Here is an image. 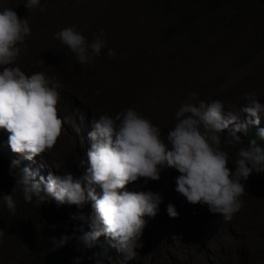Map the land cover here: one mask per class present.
<instances>
[{"label":"rangeland","instance_id":"374dc122","mask_svg":"<svg viewBox=\"0 0 264 264\" xmlns=\"http://www.w3.org/2000/svg\"><path fill=\"white\" fill-rule=\"evenodd\" d=\"M193 1L191 11L205 10L219 0ZM25 2L0 0V11L12 8L31 28L25 40L26 52L21 46L10 66L19 67L26 75L45 72L55 77L62 85L58 89V114L66 122L54 148L31 161L12 152L9 133L0 128V197L12 194L16 201L14 214L0 201V229L6 233L0 244V264H46L53 250L50 238L73 236L81 222L71 217L93 212L91 201L83 207L67 203L58 206L54 200L40 207L34 200L25 202L9 175L13 160L19 161V167L38 173L37 179L43 176L46 181L50 172L81 178L90 167L88 134L101 115L114 118L131 108L166 136L176 122L175 113L193 93V102L221 101L224 113L237 114L239 122L256 119L242 111L248 106L246 94L255 93L257 102L264 106V7L256 0H249L251 7L238 20L225 12L205 16L193 39L172 45L161 43L162 34L175 21V11L181 9L178 6L188 5L186 0L175 2L173 10L160 12L155 8L166 0H40L43 11L27 9ZM220 23L222 27L217 29ZM70 26L89 42L101 31L105 33L106 46L90 63L76 62L75 54L54 39L55 33ZM108 49L116 56L108 57ZM249 55L252 59L245 65L241 59ZM214 82L222 83V88H213ZM258 125L264 129V112L259 114ZM258 125L248 123L247 130L236 135L243 139ZM221 139L229 155L228 167L234 171L242 146L239 142L224 144ZM178 175L175 169L165 168L158 181L145 183L141 178L122 190L151 191L161 196L157 214L144 217L146 226L134 249L138 254L127 264H264V173L253 171L247 181H242L246 185L244 206L230 222L210 213L207 205L189 204L176 193ZM93 187L102 194L98 185ZM169 203L179 213L177 218L168 215ZM39 223L44 227L37 232L35 224ZM25 225L31 233L22 241L13 230ZM51 225L56 226L54 230ZM83 226L88 230L86 224ZM103 238L99 242L101 247H108L106 255L96 247L85 249L75 238L53 251L58 252V259L63 252L80 254L76 264H97L94 253L102 254L101 264H120L122 257L109 246V238Z\"/></svg>","mask_w":264,"mask_h":264},{"label":"clouds","instance_id":"9594fccd","mask_svg":"<svg viewBox=\"0 0 264 264\" xmlns=\"http://www.w3.org/2000/svg\"><path fill=\"white\" fill-rule=\"evenodd\" d=\"M24 6L44 10L40 0H26ZM30 34L27 19L19 18L12 8L0 11V66H4L0 71V128L9 133L12 152L29 161L54 148L66 122L58 114L61 83L45 72L26 75L19 67L10 66L22 51L21 46L26 52L25 40ZM104 36L101 31L89 42L75 26H70L55 33L54 39L66 45L75 54L76 62L84 65L105 48ZM107 55L111 58L116 53L108 49ZM39 62L44 64L42 60ZM195 95L191 94L179 107L176 122L166 136L161 134V128L131 108L114 118L101 115L88 134L90 167L81 178H74L71 173L53 175L50 172L45 181L43 176L37 179L38 173L29 168L19 167V161L11 162L9 175L27 203L34 200L40 207L54 200L58 206L67 203L83 207L92 202L91 215L81 213L71 217L81 222L73 236L50 238L53 249L73 238L85 249H93L99 238L105 236L110 240L109 246L122 257L120 264L135 260L138 253L134 249L146 226L144 217L157 214L161 196L151 191L122 190L141 178L145 183L158 181L165 168L178 171L175 191L189 204L207 205L210 213L219 214L225 222L241 211L246 193L242 181H247L253 171L264 173V149L256 140H251L247 147L239 149L235 170H230L229 155L222 148L220 134L228 130L229 143L240 141L236 133L246 131L248 123L258 125L264 106L257 102L255 93L246 94L248 106L242 111L256 119L239 122L237 114L224 113L221 101L193 102ZM257 129V135L264 139V129L259 125L252 132ZM94 185L101 188L102 194L96 193ZM0 201L10 213H15L16 201L12 194L3 195ZM167 213L172 218L179 215L171 203L167 205ZM35 227L40 232L44 225L39 223ZM50 227L54 230L56 226ZM76 232L80 235L75 236ZM5 235V230L0 229V244ZM101 255L94 253L97 264H101Z\"/></svg>","mask_w":264,"mask_h":264},{"label":"trees","instance_id":"16d2710c","mask_svg":"<svg viewBox=\"0 0 264 264\" xmlns=\"http://www.w3.org/2000/svg\"><path fill=\"white\" fill-rule=\"evenodd\" d=\"M189 3L188 5H182L180 4L178 6L181 7L180 10L176 9V19L175 21L170 24L162 34L161 43L162 44H177V42L181 39L184 40H191L194 38V35L196 32L200 31L201 29V21L205 16H211V15H218L221 12H225L227 15H232L234 19L238 20L239 17H242L248 9L251 7V4L249 3V0H219L216 3L208 4L205 10H193L191 11V8L195 6V2L193 0H186ZM259 7H264V1L263 0H256ZM175 2L177 4L180 2V0H166V2L162 3L161 5H158L155 9L157 12L164 11V10H173V7L175 5ZM222 27L221 23L218 24L217 29ZM224 30V28H222ZM264 49V47H263ZM252 59V57L246 56L241 59V62L245 65L248 64V62ZM212 87L221 89L222 83L214 82L212 84ZM258 130H255L251 133L248 132L246 135L247 137H244L243 139L240 138V141H234L229 143L231 140V137L227 135L228 132L225 131V133H221L224 144H233L236 142H239L242 147H247L249 142L251 140H256L257 144L264 149V139H261L257 133ZM31 233V229L26 227H16L13 230V235L15 237L19 238L22 241H27L29 234ZM99 240L101 242L104 241V238L100 237ZM54 250V249H53ZM51 250L49 255L47 256V262L46 264H76L78 263L80 259V254L74 255L71 252H64L62 254V258L58 259L59 254L56 251ZM96 250L99 252H102L103 255H106L109 253L108 247L104 246L101 247V243L98 241V244L96 246ZM52 260L54 262H52Z\"/></svg>","mask_w":264,"mask_h":264},{"label":"bare ground","instance_id":"6f19581e","mask_svg":"<svg viewBox=\"0 0 264 264\" xmlns=\"http://www.w3.org/2000/svg\"><path fill=\"white\" fill-rule=\"evenodd\" d=\"M264 254V253H263ZM52 262H54L53 260H52Z\"/></svg>","mask_w":264,"mask_h":264}]
</instances>
